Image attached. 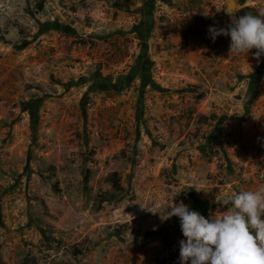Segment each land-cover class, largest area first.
Segmentation results:
<instances>
[{
    "label": "rangeland",
    "instance_id": "374dc122",
    "mask_svg": "<svg viewBox=\"0 0 264 264\" xmlns=\"http://www.w3.org/2000/svg\"><path fill=\"white\" fill-rule=\"evenodd\" d=\"M115 1L0 0V264H180L172 203L211 218L241 191L243 169L216 147L217 88L141 94L131 37L152 0Z\"/></svg>",
    "mask_w": 264,
    "mask_h": 264
},
{
    "label": "crops",
    "instance_id": "0c3cea01",
    "mask_svg": "<svg viewBox=\"0 0 264 264\" xmlns=\"http://www.w3.org/2000/svg\"><path fill=\"white\" fill-rule=\"evenodd\" d=\"M215 3L217 0H152L148 14L144 12L143 20L133 28L131 38L137 50L133 76L140 84L141 94L147 87L159 99L168 93L186 91L188 84L202 89L215 86L218 126L224 124L225 130L223 135L219 134L216 147L230 166L243 169L236 184L241 191H254L264 187V171L260 172L264 166V55L254 58L255 49L237 55L229 52L230 37L211 39L210 26L226 29L230 24L229 17L216 13ZM234 3L232 11L237 17L245 13L255 15L262 9L260 0ZM159 5H163L162 10L166 9L169 17L165 23L153 17ZM197 10L201 13L194 22L189 16ZM191 26H197L200 32L190 35L184 45L182 39ZM128 34L119 32L117 38L109 41L108 57L117 54L114 44L126 42ZM258 174L261 180L257 179Z\"/></svg>",
    "mask_w": 264,
    "mask_h": 264
},
{
    "label": "clouds",
    "instance_id": "9594fccd",
    "mask_svg": "<svg viewBox=\"0 0 264 264\" xmlns=\"http://www.w3.org/2000/svg\"><path fill=\"white\" fill-rule=\"evenodd\" d=\"M230 24L225 28L210 26L217 36L230 37L229 52L247 54L255 49L254 58L264 55V9L258 14L223 9ZM218 203L226 210L205 218L183 203H176L167 216L179 218L185 239L179 242L180 264H264V187L230 192Z\"/></svg>",
    "mask_w": 264,
    "mask_h": 264
},
{
    "label": "trees",
    "instance_id": "16d2710c",
    "mask_svg": "<svg viewBox=\"0 0 264 264\" xmlns=\"http://www.w3.org/2000/svg\"><path fill=\"white\" fill-rule=\"evenodd\" d=\"M142 2H144L145 0H141ZM132 1L131 0H125L123 3L122 2H119V1H115L113 3V7L115 8H121V9H128L129 6L131 5ZM216 117L215 115L213 114H210L208 116H201L199 119H198V122L199 123H207L209 120H214ZM109 180H110V183H111V186L112 188L114 189H117L120 187L119 185V177H118V174L116 172H112L110 175H109ZM112 201V198L109 197V198H103L102 199V202H110ZM100 206V204L98 205V207ZM100 208V207H99ZM175 240L174 241H170L168 243V249L170 250V257L171 259L173 260L175 257H176V253L173 252V250L171 249V246L173 244H175ZM21 264H28L26 262H23Z\"/></svg>",
    "mask_w": 264,
    "mask_h": 264
},
{
    "label": "water",
    "instance_id": "95a60500",
    "mask_svg": "<svg viewBox=\"0 0 264 264\" xmlns=\"http://www.w3.org/2000/svg\"><path fill=\"white\" fill-rule=\"evenodd\" d=\"M225 5L227 6V9L228 10H233L234 9V6H235V3H234V0H227V2L224 4V6H223V9L225 8ZM223 14L225 15V16H228L226 13H225V11L223 10Z\"/></svg>",
    "mask_w": 264,
    "mask_h": 264
}]
</instances>
